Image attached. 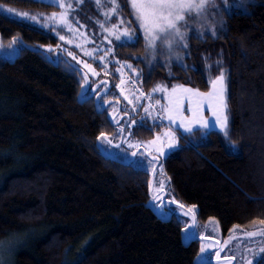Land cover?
Listing matches in <instances>:
<instances>
[{"label": "trees", "instance_id": "16d2710c", "mask_svg": "<svg viewBox=\"0 0 264 264\" xmlns=\"http://www.w3.org/2000/svg\"><path fill=\"white\" fill-rule=\"evenodd\" d=\"M241 3L230 12L211 9L218 36L190 37L184 63L197 70L178 67L173 58L171 76L160 65L149 74L141 61H131L145 73L138 79L144 92L156 82L206 91L208 79L224 69L228 135L197 130L180 137L163 163L175 199L194 205L200 222L214 217L224 236L233 225L264 220V0ZM3 4L58 10L41 0ZM121 11L134 20L130 7ZM13 37L24 44L19 54L0 57V241L23 237L12 264H193L200 242L185 243L179 221L149 205L148 174L98 150L100 133L116 127L95 98H81L76 73L40 51L59 40L0 11V43ZM143 52L142 39L134 48L117 47L119 59ZM112 79L118 94L119 74ZM148 120L135 137L160 131L163 125Z\"/></svg>", "mask_w": 264, "mask_h": 264}, {"label": "snow or ice", "instance_id": "6c2138e0", "mask_svg": "<svg viewBox=\"0 0 264 264\" xmlns=\"http://www.w3.org/2000/svg\"><path fill=\"white\" fill-rule=\"evenodd\" d=\"M45 2V0H41ZM47 2L57 5L60 11H53L47 14V19L43 22L44 26H49V23L54 25H67L69 30L76 34L71 21L68 19L69 9L72 7L71 0H47ZM83 0H76L77 6H79ZM95 3L100 7V0H95ZM111 7L104 9L105 17H111V20H115L112 23L111 20L106 19L105 21H97L101 25L104 31L103 39L107 41V45L98 49L99 51H104V55L99 57V61L103 62L105 60L108 63L115 62L120 65L116 71L120 73V81L115 85L116 88L120 90V95L127 100L128 104L133 105L132 111H137L134 105V100L130 98L125 88L122 86L125 83L124 73L121 68L130 69L133 76L128 77V81L134 86V91L136 93L135 100L139 101L141 97L151 98L156 93H162V100H155V103H145L143 104V110L145 117H151L153 112H156L158 116H164L169 120L170 123H175L179 121V126L186 130V132L195 131L193 125H199L202 128H206L209 124L207 117L203 115V110L206 105L207 110L215 117V124L219 125L220 129L224 131L225 136L228 135V112H227V100L225 96V75L224 69L220 68L218 74L213 75L208 79V88L206 91H201L199 88L189 87L186 84H173L169 87L163 82H156L148 92H144L141 88L135 87L137 80L140 77L145 76L142 69H138L131 62L132 60L141 61L145 67L148 69V73L157 66H163L168 68L169 76H171L170 64L173 63V58L176 66L181 68L191 67L194 71L197 70L195 64H185L184 58L191 56V45L189 44V39L192 35H195L198 39H203L206 34H211L213 36H218L220 34V29H217L214 24L207 27V13L209 8L223 10L224 12H230L233 8H241V0H124L123 4L118 3V0H110ZM3 9H6L9 13H16L15 8H11L7 4L0 5ZM130 7L129 16H134V20H126L122 16V8ZM114 14V15H113ZM38 15H31L27 12H20L19 16L21 18H30L32 21H36ZM223 17H221V29L223 27ZM107 24V26H105ZM137 25L136 27H129L128 25ZM193 25L195 29L193 30ZM191 30V31H190ZM52 31H57L56 27L52 28ZM59 39L61 41L67 40L69 44L73 43L72 39H69L65 35H60ZM83 36L84 34L81 33ZM111 37H115L117 46H131L135 47L143 40L144 52L140 55L135 53H129V59H119L117 54L113 51V40ZM16 38L13 37V40ZM51 49L52 45H45ZM182 50V51H181ZM81 51L85 55L91 56L93 54V49L81 48ZM14 52L18 54L19 49H14ZM68 56L73 57V60H78L79 57L75 56L73 52L69 51ZM79 63L83 64L92 75H96V69L85 60H80ZM73 70H78L70 64ZM211 70V65L207 66ZM216 67H219V62H217ZM107 74V73H106ZM87 79V73H85V80ZM90 87L85 85V88L81 90V95L87 98L90 93L86 92V89ZM91 87H94L92 85ZM101 91H97L95 95L101 96ZM106 94V93H105ZM187 100V111L191 113L190 116H185L182 106ZM103 103H108V100H104ZM159 105V109L156 108ZM116 112L112 113L115 118ZM120 115L128 117L131 120L130 124L125 125L120 122L118 125V132L123 133L128 131L131 133L132 125L136 127H143V120L131 119V116L127 112H121ZM103 137L108 143H112L109 136L101 132L98 137ZM168 146H177V140L174 138L175 133L168 132ZM160 137L157 136L152 141H146L147 144H154ZM130 146L133 143L130 140H126ZM138 144V142H136ZM103 147L102 144H98L99 148ZM145 151H148L146 148ZM157 152L162 151L161 147L156 148ZM151 154V153H149ZM149 164L155 166V161L150 160ZM161 170L162 165H161ZM164 191V182L161 181V186L156 189L157 193ZM159 199V197H156ZM179 203V202H177ZM184 208V205H180ZM188 212L186 215H192L194 205H188ZM214 217H209V220H214ZM189 223H192L191 221ZM259 223L264 225V220H260ZM237 228V225H233V229ZM232 232V229L229 230ZM240 237H254L256 235L260 236L261 243L257 246L254 241H248L247 243L251 247L241 245L240 241L237 240V248L234 250L233 255H228L223 258L222 264H232L236 259V254H239L240 260L239 264H264V229H256L255 231H242L239 233ZM233 237L229 236L223 240V243L217 247V261L220 264L221 257L219 255L220 248L232 240ZM206 245L201 244L202 255L198 256L193 264H206L207 256L203 255Z\"/></svg>", "mask_w": 264, "mask_h": 264}, {"label": "rangeland", "instance_id": "374dc122", "mask_svg": "<svg viewBox=\"0 0 264 264\" xmlns=\"http://www.w3.org/2000/svg\"><path fill=\"white\" fill-rule=\"evenodd\" d=\"M46 3L47 0H45ZM68 0H66V3ZM88 2L87 4H85ZM72 7L69 9L68 19L71 21L72 26L76 32L73 35V32L69 30L67 25H54L49 23V26H44L43 22L48 18L47 14L49 13H41V12H29V11H21L16 9V13H9L6 9L0 7V11L7 13L15 18L26 20L30 23H33L45 30L50 31L60 42L58 47L49 48H39L42 54L51 62L54 63H63L64 65L69 66V70L71 72H75L77 79L80 82L81 90L85 88V85H88L86 89L87 93L90 95L87 96L95 98L97 101V105L99 109L107 110L108 115L111 119V123L114 124L116 130L109 134V139L112 140V143H108L103 137H100L98 144H102L101 151L116 160L122 161L127 164H131L134 168L145 171L148 174L149 179V193H150V201L149 205L162 217L163 219H176L179 221V224L182 225V238L185 243H189L191 240L197 239L200 242V252L201 253V244L206 245L204 249L203 255L207 256L206 264H218L216 259L217 257V247L223 243V240L229 236H232L233 239L229 241L227 245L223 248H220L219 255L221 257L220 264L223 262V258L228 255H233L234 250L237 248L236 241L239 240L241 245H245L251 247L248 244V241H254L255 245H259L261 243V239L259 235L254 237H240L239 233L242 231H255L256 229H264V225L254 224L249 227H240L233 229L229 235L224 236L222 229L219 223L216 220H208L206 222H200L197 218V208L193 209L192 215H186L188 212V208L186 205L182 204L180 201L176 200L173 194V190L171 187V182L169 177L167 176L164 170V160L165 158L174 150L177 149L180 141V137H186L189 134H192L194 131L186 132L185 129L179 126V121L175 123H170L168 119L164 116H158L156 112H153L151 117H145V113L143 110V104L145 103H155V100H162V93H156L151 98L141 97L139 101L135 100V91L134 86L128 81L129 76H133L130 69L121 68V71L124 73L125 83L122 85L130 98L134 100V105L137 108V111L133 112V105L128 104L127 100L124 99L122 95H120V90L118 89V94L114 93L110 88H112L113 79L116 74H119L116 71L120 65L113 63H108L107 60L100 62L99 57L104 55V51H99L98 49L107 45V41L103 39L104 31L103 28L97 21H105L106 19L111 20V17H105L104 9L107 7H111L110 0H100V7L97 6L95 0H83V2L77 6L76 0H71ZM120 3V0H118ZM51 4V3H50ZM89 4V5H88ZM53 5V4H52ZM88 5V6H87ZM58 7L57 5H53ZM87 6V7H86ZM86 7V8H85ZM211 9L209 8L207 13V22H206V31L207 27H210L214 24L213 18L210 14ZM57 12L60 11L58 7ZM20 12H27L31 15H38L36 21H32L30 18H21L19 16ZM114 15V14H113ZM123 16V14H122ZM125 19V17L123 16ZM135 19V17L133 16ZM112 23H115V20H111ZM107 26V24H105ZM138 26V24H137ZM56 27L57 31H52V28ZM195 29V25H193V30ZM191 31V30H190ZM60 35H65L69 39L73 40L72 44H69L67 40L61 41L59 39ZM81 33L84 35L82 36ZM113 40V51L117 54V43L115 41V37H111ZM23 43L19 40L12 41L10 43H0V57L13 59L17 56L23 47ZM90 48L93 49V54L91 56L85 55L81 48ZM14 49H19L18 54L14 52ZM38 49V50H39ZM71 51L75 56L79 57L78 60H73V57L67 55V53ZM118 56V55H117ZM119 58V57H118ZM80 60H85L87 63L91 64L93 68L96 69V75H92V73L84 67L83 64L79 63ZM70 64L77 68L78 70H73L70 67ZM135 66V65H134ZM117 72V73H116ZM85 73H87V79L85 80ZM107 73V74H106ZM225 75V74H224ZM94 85V87H91ZM168 85V84H167ZM171 87L172 85H168ZM137 88L142 87L139 85L137 80L136 86ZM191 87V86H189ZM103 91L101 96L95 95L97 91ZM195 88V87H193ZM143 90V89H142ZM144 91V90H143ZM203 91V90H201ZM106 93V94H105ZM120 96V97H119ZM225 96L227 100V76L225 75ZM82 99H86L85 96L81 95ZM104 100H108V103H103ZM156 108L159 109V105H156ZM187 100H185L182 110L184 111L185 116H190L191 113L187 110ZM116 112L117 115L114 118L112 113ZM121 112H127L131 116V119L134 120H143V124L146 122L144 120L152 121V125L154 123L161 124L160 131L156 132L153 137H146L144 135L134 136V130L136 128L135 125H132V131L129 133L128 131H124L123 133L118 132V125L120 122H123L125 125L130 124L131 120L128 117L120 115ZM227 112H228V120H229V106L227 101ZM203 115L208 118L209 124L206 128H202L199 125H193L194 129H198L203 133L209 131H218L224 133L223 130L220 129L219 125L215 124V117L211 115V113L207 110L205 105L203 110ZM149 121V120H148ZM148 126V125H147ZM229 126V123H228ZM151 127V126H150ZM154 129V128H153ZM197 131V130H195ZM147 132V131H146ZM168 132L175 133V139L177 140V146L170 147L168 146ZM157 136L160 137L159 140L154 144H147L146 141H152ZM149 138V139H146ZM126 140H130L133 143H126ZM138 142V144L136 143ZM161 147L162 151L157 152L156 148ZM148 151H145V149ZM151 153V154H149ZM150 160L155 161V166L149 164ZM161 165L162 169L161 170ZM161 181L164 182V191L161 193H157L156 189L161 186ZM159 197L157 199L156 197ZM179 202V203H177ZM184 205V208H181L180 205ZM192 223H189V222ZM23 237L22 236H12L8 239L0 241V264H12L13 256L19 246L22 244ZM240 256L236 254V259L232 262V264H239Z\"/></svg>", "mask_w": 264, "mask_h": 264}]
</instances>
